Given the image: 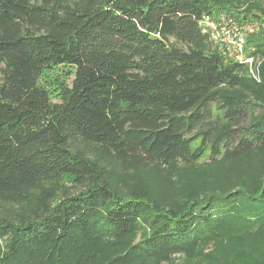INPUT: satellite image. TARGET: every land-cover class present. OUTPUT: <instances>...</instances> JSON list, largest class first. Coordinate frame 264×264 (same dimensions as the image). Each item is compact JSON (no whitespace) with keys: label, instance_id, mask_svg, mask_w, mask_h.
I'll use <instances>...</instances> for the list:
<instances>
[{"label":"trees","instance_id":"obj_1","mask_svg":"<svg viewBox=\"0 0 264 264\" xmlns=\"http://www.w3.org/2000/svg\"><path fill=\"white\" fill-rule=\"evenodd\" d=\"M222 14L264 24L255 0H0V264H264V29L256 82L201 33Z\"/></svg>","mask_w":264,"mask_h":264},{"label":"built area","instance_id":"obj_2","mask_svg":"<svg viewBox=\"0 0 264 264\" xmlns=\"http://www.w3.org/2000/svg\"><path fill=\"white\" fill-rule=\"evenodd\" d=\"M197 24L201 33L218 47L222 56L244 65L250 78L260 81L259 62L250 54L253 49L246 47L247 34L252 32L249 27L238 24L230 17L215 18L209 15L201 16Z\"/></svg>","mask_w":264,"mask_h":264},{"label":"rangeland","instance_id":"obj_3","mask_svg":"<svg viewBox=\"0 0 264 264\" xmlns=\"http://www.w3.org/2000/svg\"><path fill=\"white\" fill-rule=\"evenodd\" d=\"M255 1L259 2L264 7V0H255ZM222 16H225V15L222 14ZM240 25H244L245 27L247 26L252 31L251 33L247 34V37L253 36L261 32L264 29L263 22H260L258 20L255 21V20L250 19L246 23L244 24L241 23ZM252 49L253 47L249 46L248 50H252ZM72 76H73V73H72L71 67L60 66V67H56L52 70L47 71L43 75L41 81L43 85L47 88V90L49 91L50 95L56 96L58 93V86L60 82H66L67 84H69L72 79ZM208 250H211V248H209ZM176 262H179V261H176ZM82 264H96V263L90 260V261H85ZM162 264H166V263H162Z\"/></svg>","mask_w":264,"mask_h":264}]
</instances>
